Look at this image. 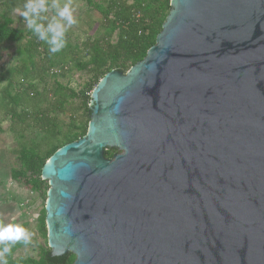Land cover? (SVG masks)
<instances>
[{
    "label": "water",
    "instance_id": "obj_1",
    "mask_svg": "<svg viewBox=\"0 0 264 264\" xmlns=\"http://www.w3.org/2000/svg\"><path fill=\"white\" fill-rule=\"evenodd\" d=\"M170 7L144 58L91 91L85 135L41 169L52 256L264 264V0Z\"/></svg>",
    "mask_w": 264,
    "mask_h": 264
},
{
    "label": "trees",
    "instance_id": "obj_2",
    "mask_svg": "<svg viewBox=\"0 0 264 264\" xmlns=\"http://www.w3.org/2000/svg\"><path fill=\"white\" fill-rule=\"evenodd\" d=\"M18 2V0H7L2 6L10 11L18 7ZM86 3L110 25L111 31L116 29L114 41L110 39V34L83 41L86 59L78 61L76 66L90 73L92 78L87 85L76 92L53 81L48 93L43 96L34 87L26 89L21 95L15 94L10 97L8 115L11 124H24L42 132L39 140L19 144L15 150L19 166L10 170V176L29 191L40 195H45L49 188L48 181L41 179V169L45 162L57 149L80 139L86 133L91 113L90 94L93 88L109 71L118 70L125 73L144 58L146 51L154 44L162 23L171 9L170 0H108L106 6L92 0H86ZM12 22L11 18L0 15V43L20 44L23 30L10 26ZM36 44L25 48L26 59L30 60L33 57ZM19 52L23 53L21 47ZM21 62L22 65L16 69V72L24 76L25 61ZM32 66L34 67V63ZM60 70L62 74L63 68L60 67ZM27 73L28 71L23 79L26 78ZM19 106L21 108L17 110ZM79 112L86 116V120L82 121ZM58 113H67L70 119L67 129L63 132L57 129L55 123ZM115 152V148H108L104 156L111 158ZM37 222L38 232L45 239L47 232L44 209L41 210ZM20 226L25 228L23 224ZM24 245L26 244L22 240L11 244V251L2 259L6 260L7 264H72L75 258L71 252L52 256L47 246H40L37 258L14 260L13 254ZM3 246L0 243V249Z\"/></svg>",
    "mask_w": 264,
    "mask_h": 264
},
{
    "label": "rangeland",
    "instance_id": "obj_3",
    "mask_svg": "<svg viewBox=\"0 0 264 264\" xmlns=\"http://www.w3.org/2000/svg\"><path fill=\"white\" fill-rule=\"evenodd\" d=\"M7 0H0V15H5L12 19V27L23 30V38L20 44L0 43V226L7 224L25 225V229L30 234V243L20 247L13 254L14 260L37 258L39 247L47 246V240L38 232L37 218L46 202V194L40 195L31 192L10 176L12 168H18V160L15 150L20 143L30 140H39L42 132L39 129L26 126L24 124H11L8 115L11 105L10 97L15 94L21 95L26 89L36 88L42 96L48 93L56 81L63 86H67L76 92L81 91L91 80V75L86 70L77 68L76 63L86 59L82 43L86 39H93L110 34V39L115 40L116 29L111 31L110 25L106 23L101 15L88 7L86 0H45L49 5L46 13L47 17L42 21L47 24L55 15L52 3H57L63 7L68 4L72 9L73 17L77 23L67 28L65 33L66 45L57 53L49 51V45L38 39V37L26 27V22L20 16L17 8L23 7L26 0H18V7L8 11L3 7ZM103 6L107 5L108 0H92ZM36 52L29 60L26 59L25 48L35 46ZM19 47L23 53L19 52ZM33 53V52H32ZM25 62V75L17 73L16 69ZM34 63V67L32 63ZM63 68L62 74H52L51 71ZM35 68V69H33ZM30 70V71H29ZM90 106V104H89ZM21 107L19 106L17 110ZM82 121L86 120L84 114L78 113ZM88 119V118H87ZM67 113L56 114L55 123L61 132L67 129L69 123ZM49 186V185H48ZM48 247V246H47ZM2 258V257H0Z\"/></svg>",
    "mask_w": 264,
    "mask_h": 264
},
{
    "label": "clouds",
    "instance_id": "obj_4",
    "mask_svg": "<svg viewBox=\"0 0 264 264\" xmlns=\"http://www.w3.org/2000/svg\"><path fill=\"white\" fill-rule=\"evenodd\" d=\"M51 7L55 9V15L44 24L42 21L47 17L43 15L49 9V5L45 0H26L22 9L17 8L20 16L26 22V27L31 30L39 40L49 45L51 53H57L66 45L65 33L68 27L76 24L77 21L73 17L72 9L68 4L63 7L57 3H52ZM25 244L30 243V234L25 228L18 224H7L0 226V243L4 246L0 249V257L11 251V244L18 241ZM0 264H7V261L0 258Z\"/></svg>",
    "mask_w": 264,
    "mask_h": 264
},
{
    "label": "built area",
    "instance_id": "obj_5",
    "mask_svg": "<svg viewBox=\"0 0 264 264\" xmlns=\"http://www.w3.org/2000/svg\"><path fill=\"white\" fill-rule=\"evenodd\" d=\"M60 68H57V69H53L52 71H51V73L52 74H59L60 73Z\"/></svg>",
    "mask_w": 264,
    "mask_h": 264
}]
</instances>
